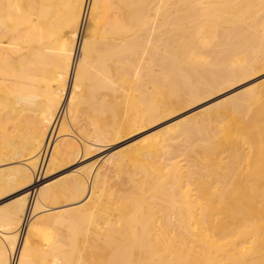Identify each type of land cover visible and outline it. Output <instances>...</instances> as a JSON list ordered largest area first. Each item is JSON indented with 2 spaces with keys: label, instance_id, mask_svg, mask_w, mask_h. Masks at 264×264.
<instances>
[{
  "label": "bare ground",
  "instance_id": "bare-ground-1",
  "mask_svg": "<svg viewBox=\"0 0 264 264\" xmlns=\"http://www.w3.org/2000/svg\"><path fill=\"white\" fill-rule=\"evenodd\" d=\"M263 66L264 0H0V264H264L260 85L163 129L127 183L89 162Z\"/></svg>",
  "mask_w": 264,
  "mask_h": 264
},
{
  "label": "rangeland",
  "instance_id": "rangeland-1",
  "mask_svg": "<svg viewBox=\"0 0 264 264\" xmlns=\"http://www.w3.org/2000/svg\"><path fill=\"white\" fill-rule=\"evenodd\" d=\"M72 81L73 79H70V89H71ZM263 83H264V66L253 70L251 73L247 74L246 76L238 78L237 80L231 83H226L216 88L215 90L207 91L201 94V96L198 97L197 99L184 103L185 105L182 104L183 105V106L181 105L182 107L177 106L173 110L167 111V113H164L165 115L163 114L162 116L163 118H159V120L157 121L155 119L151 121L152 123L149 122L150 124L143 122L145 124L142 123L143 125L141 124L139 128L134 127L132 130L130 129L127 132L121 133L122 135L120 134V136H117L116 138L114 137L109 138V136L108 135L106 136L105 134V136L108 139H105L103 137L102 143L98 144V146L102 147V149L100 150V152L98 151L99 153L97 152L98 154L94 153L89 162L91 163L96 162L97 163V165L95 166L96 169L99 167L100 168L103 167V169L101 168V171H103L104 169L105 170L102 172V174L106 173L105 175H107L109 173L108 178L111 179V183L113 182L115 183L116 182L115 180H117L115 178V174H117V171L119 174H123V175L124 174L126 175L125 171L128 173H131L132 170L134 171V168L131 165L134 166L140 160V158L137 157V154L147 144H150V143L156 142V140H159L160 139L159 134L161 133L163 129L169 127L170 125L174 123L185 120L189 116L194 117L196 115L195 116L196 118L200 119L201 117L203 119L208 114V112L206 111H210L209 109H211V112H213L214 108L216 109V107L214 106L216 103L223 101L225 99H228L232 96L239 95L242 91H244L245 89L249 87L251 88L252 86L260 85L263 88L261 89V87H259V91H262L264 89ZM120 91L121 92L119 93V95L121 98L118 97L119 95H117L116 97H114L116 98L115 100L110 99V97L112 96L110 95L108 99H110V101L114 100V102H118V104H119V101H121L120 105L122 106H120L121 108L119 107L118 110H122L121 112L123 113L119 111V114L121 113L122 115L118 114V116L124 119L126 117V113L124 114V111H125V107L123 106L124 100L122 101V99H124L122 95L123 90L120 89ZM213 106L214 108H212ZM202 112L205 115H202L201 114ZM198 114H200L201 116H199ZM126 118H128V116ZM123 157H129V160H130V164H129V161L128 163L127 162H124L125 164L123 163L125 167L127 166L126 168L124 167L120 168V167L113 166L115 164L113 161L115 160L120 161L121 158ZM107 158H111V160H113L111 161L113 165L110 164L111 162L110 163L107 162L106 164ZM179 160H181V158H179ZM128 164L130 166H128ZM78 167L80 168L81 165H78V166L73 165L71 167L70 165H66L58 170H55V171L53 170L51 173L48 172L49 175L48 174L46 175L47 176L46 181L54 182L58 180L59 178H61L62 176L68 175L71 172V170L78 168ZM112 167L114 168L112 169ZM129 169H132V170L130 171ZM121 170H124L123 171L124 173H121ZM42 175L45 176L44 173ZM125 175L124 176L121 175L120 177L123 182L127 183L128 178H127V175L126 177ZM117 186L119 187V185L115 184V187L113 189H116ZM3 194H4V197H3ZM3 194L0 195V208L3 207V205L5 206L10 201L9 200V195L11 194L10 191L8 193V196L5 195V193ZM14 195L16 194L10 195V197H13ZM62 231H65V229L64 230L62 229ZM21 234L23 237L24 232H22Z\"/></svg>",
  "mask_w": 264,
  "mask_h": 264
}]
</instances>
